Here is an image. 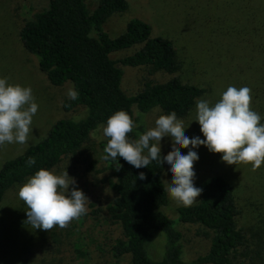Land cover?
Segmentation results:
<instances>
[{
  "label": "rangeland",
  "instance_id": "1",
  "mask_svg": "<svg viewBox=\"0 0 264 264\" xmlns=\"http://www.w3.org/2000/svg\"><path fill=\"white\" fill-rule=\"evenodd\" d=\"M84 1L89 11H93L99 2ZM45 2L46 0H0V78H7L8 83L13 85L31 87L39 106L33 117V132L28 142L0 147V166L44 138L58 119H79L87 112L84 106H77L69 111L63 109L62 102L69 99L67 92L69 88H74L73 83H50L39 69L37 57L24 48L19 38L23 23L40 11ZM127 3L125 11L110 15L104 22L103 29L108 35L116 37L125 30L130 19H142L151 26L152 36L172 41L179 64L174 73H150L144 66L122 67L121 86L127 94L136 93L145 82H164L177 77L184 83L204 87L206 91L197 101L205 99L214 105L229 86H246L252 90V108L261 115V123H264V40L258 39L254 29L255 21L253 23L251 17L256 1L127 0ZM133 50L134 48L117 51L112 57L119 59ZM197 101L186 116L178 119L183 120L186 136H200L204 139L200 125L195 121ZM134 110L135 113L138 111ZM160 115L165 114L159 107H153L148 112L141 113L140 117L148 130L155 127V120ZM92 139L96 143L103 139L102 127L93 133ZM94 148H97V152L89 150V153L83 154V158L88 161L96 159L95 167L98 172L88 171L87 164L82 160L61 163L57 169L52 170L55 174L67 170L69 176L75 178L76 186L90 200L87 214L73 220L65 229L56 226L48 232L34 229L25 223L27 206L18 193L28 179L7 191L0 202V264H130L128 255L117 260L110 251L114 239L121 235L119 226L109 223L104 215V204L112 197L113 177L104 169L99 144L94 145ZM171 149V138L164 137L161 152L167 155ZM180 151L186 155L188 149L181 148ZM193 151L199 156L194 164V183L212 175L222 176L233 187L240 225L245 229L261 225V219L264 218V164L252 171L250 164H226L220 154L210 152L205 146ZM171 179L170 166L165 162L162 181L168 203L162 207V211L175 221L176 228L182 227L188 238L192 236L191 241L184 242V257L191 260L205 252L208 240L195 236L192 227L180 225L177 207L181 205L167 192ZM76 244L84 251L83 258L77 257ZM146 248L151 258L160 259L165 248L164 233L153 231Z\"/></svg>",
  "mask_w": 264,
  "mask_h": 264
},
{
  "label": "trees",
  "instance_id": "2",
  "mask_svg": "<svg viewBox=\"0 0 264 264\" xmlns=\"http://www.w3.org/2000/svg\"><path fill=\"white\" fill-rule=\"evenodd\" d=\"M254 1L256 7L252 8L251 17L255 21V33L259 40H264V0ZM127 7V0H99L95 9L89 11L84 0H46L45 6L21 26V43L37 57L38 67L49 82L61 85L70 81L78 92V99L62 102L63 109L84 106L87 112L79 119H58L44 138L2 163L0 202L8 190L41 168L52 171L61 163L82 160L88 171L98 172L96 159L88 161L83 154L92 149L97 152L94 145L99 144L104 169L113 177L112 197L104 204L105 219L117 224L121 231L110 247L115 259L128 255L130 264L264 263V218L257 227L245 229L240 225L233 187L222 176L212 175L196 182L195 186L203 189L198 202L191 207H177L180 225L192 227L195 236L208 240L205 252L188 260L184 257V242L191 241L192 236L188 238L186 230L176 228L175 221L162 211L168 203L162 181L164 164L153 161L148 167L137 169L123 158L106 161L103 157L108 138L103 134L99 143L92 139L93 133L106 126L107 119L119 110L128 112L139 125L129 134L130 139H138L147 129L134 109L146 113L159 107L165 115L175 112L177 118H182L206 91L177 77L164 82H145L131 95L122 89L124 66H144L150 73H174L179 68L172 41L152 36L151 26L142 19H130L116 37L108 35L103 29L106 19ZM133 48L119 59L112 57L117 51ZM29 157L35 158L31 167L26 163ZM140 172L146 174V179L138 178ZM155 230L165 235L164 254L160 259L151 258L146 248ZM75 251L78 258L84 257L78 244Z\"/></svg>",
  "mask_w": 264,
  "mask_h": 264
},
{
  "label": "clouds",
  "instance_id": "3",
  "mask_svg": "<svg viewBox=\"0 0 264 264\" xmlns=\"http://www.w3.org/2000/svg\"><path fill=\"white\" fill-rule=\"evenodd\" d=\"M67 96L70 100L79 98L74 88L68 89ZM38 107L31 87L13 85L7 78H0V147L28 142ZM135 115L141 113L137 111ZM261 120V115L252 108V90L246 86H229L214 105L205 99L197 101L195 121L204 139L186 136L183 120L178 119L175 112L160 115L155 127L140 134L138 139H130L129 134L139 125L128 112L119 110L103 126V134L108 138L103 159L123 158L137 169L148 167L153 161L161 166L166 162L172 175L167 192L178 205L191 207L203 191L194 183V164L199 156L193 149L205 146L210 152L220 154L228 165L250 164L252 171H256L264 164V123ZM164 137L171 138L172 149L162 156ZM181 148L188 149L186 155L181 153ZM26 163L31 167L35 158L29 157ZM138 178L144 180L146 174L140 172ZM76 183L67 170L55 174L41 168L35 172L18 193L27 206L25 223L50 232L56 226L65 229L73 220L86 215L90 200Z\"/></svg>",
  "mask_w": 264,
  "mask_h": 264
}]
</instances>
